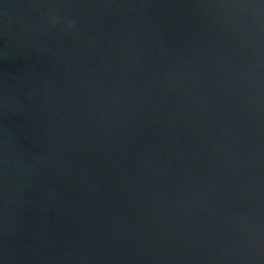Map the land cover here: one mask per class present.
Wrapping results in <instances>:
<instances>
[{"label": "water", "instance_id": "water-1", "mask_svg": "<svg viewBox=\"0 0 264 264\" xmlns=\"http://www.w3.org/2000/svg\"><path fill=\"white\" fill-rule=\"evenodd\" d=\"M0 264H264V0H0Z\"/></svg>", "mask_w": 264, "mask_h": 264}]
</instances>
